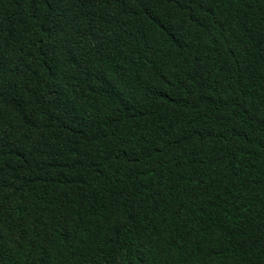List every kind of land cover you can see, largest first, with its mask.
I'll return each mask as SVG.
<instances>
[{
    "label": "trees",
    "instance_id": "1",
    "mask_svg": "<svg viewBox=\"0 0 264 264\" xmlns=\"http://www.w3.org/2000/svg\"><path fill=\"white\" fill-rule=\"evenodd\" d=\"M0 264H264V0H0Z\"/></svg>",
    "mask_w": 264,
    "mask_h": 264
}]
</instances>
